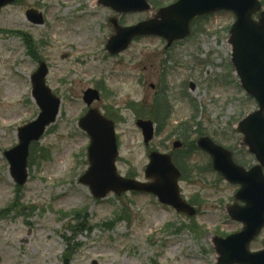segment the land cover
<instances>
[{"label": "rangeland", "instance_id": "obj_1", "mask_svg": "<svg viewBox=\"0 0 264 264\" xmlns=\"http://www.w3.org/2000/svg\"><path fill=\"white\" fill-rule=\"evenodd\" d=\"M157 1L165 6L176 0ZM96 2L19 0L1 11L0 264H217L213 238L242 229L226 209L234 204L238 187L213 171L201 172L210 158L195 152L194 168L180 190L199 205L197 217L143 194L95 199L79 183L89 167L90 145L79 121L88 112L83 93L101 90L102 100L92 107L115 121L117 169L138 181H146L151 150L166 152L180 141L175 133L180 124L191 126L192 135L202 133L230 148L241 164L254 166V158L240 149L242 136L236 130L257 104L241 89L232 67L228 29L235 18L223 13L198 21L190 39L169 49L160 38H143L114 57L105 46L114 33L109 19L116 14ZM33 8L43 14L44 25L27 20L26 11ZM152 15L122 19L132 26ZM21 34L31 37V49ZM40 62L49 68L47 86L61 99V110L57 122L30 148L29 180L19 187L4 153L18 146V128L36 121L41 111L31 96V76ZM162 89L173 116L146 148L136 126L137 113L143 111L139 104L152 106ZM263 244L264 231L250 249L258 251Z\"/></svg>", "mask_w": 264, "mask_h": 264}, {"label": "water", "instance_id": "obj_2", "mask_svg": "<svg viewBox=\"0 0 264 264\" xmlns=\"http://www.w3.org/2000/svg\"><path fill=\"white\" fill-rule=\"evenodd\" d=\"M15 0H0V11L3 7L12 5ZM104 6L111 7L117 13L131 14L150 11L147 0H100ZM257 0H179L171 7L164 8L156 19L142 23L132 28H120L117 20L114 23L116 34L107 45L110 54L118 55L127 50L134 38L143 36H158L166 39L169 45L176 40L185 39L190 33V25L197 18L219 11L232 12L237 22L231 30L229 45L233 48V66L241 79L242 88L249 96L255 98L260 110L248 116L239 125V132L246 135L245 142L250 152L258 158L260 165L251 172H246L233 164L232 155L207 138H202L198 146L203 148L213 158V167L233 184L241 185L237 198L245 206L231 207L230 216L235 221L244 224V231L229 237L227 240L217 238L214 242L220 258L218 264H264V251L261 254L249 253L248 247L264 227V12ZM259 21L254 22L253 16L260 13ZM28 19L32 23L43 25L42 16L37 12H29ZM32 77L33 98L41 109L38 121L19 129V145L5 153L11 165V175L19 186L27 180L29 147L38 142L45 130L56 122L60 112L61 100L56 98L49 87H46L48 68L44 64ZM101 98L96 90L84 93V101L91 106ZM142 129L145 144L154 138V126L151 122L138 121ZM91 139L88 148L90 168L80 183L90 188L91 194L97 199H104L110 192L121 195L128 191L154 194L159 201L173 206L177 211L186 212L191 217L196 214L180 199L178 189L179 171L174 167L172 159L153 153L146 177L154 183L142 184L126 180L119 176L116 169V159L119 154L117 138L113 122L92 109L80 122Z\"/></svg>", "mask_w": 264, "mask_h": 264}, {"label": "flooded vegetation", "instance_id": "obj_3", "mask_svg": "<svg viewBox=\"0 0 264 264\" xmlns=\"http://www.w3.org/2000/svg\"><path fill=\"white\" fill-rule=\"evenodd\" d=\"M179 151H180V150H179ZM179 151H175V150L173 149V150H170V154H171L172 156H174L175 152H177V154H178ZM247 167L250 168L251 166H250V165H247Z\"/></svg>", "mask_w": 264, "mask_h": 264}, {"label": "trees", "instance_id": "obj_4", "mask_svg": "<svg viewBox=\"0 0 264 264\" xmlns=\"http://www.w3.org/2000/svg\"><path fill=\"white\" fill-rule=\"evenodd\" d=\"M25 43L27 44V45H29V47H32L30 44H31V42L30 41H28L27 39H25ZM139 114V113H138ZM180 167V166H179Z\"/></svg>", "mask_w": 264, "mask_h": 264}]
</instances>
